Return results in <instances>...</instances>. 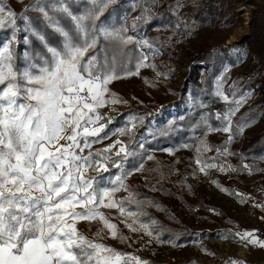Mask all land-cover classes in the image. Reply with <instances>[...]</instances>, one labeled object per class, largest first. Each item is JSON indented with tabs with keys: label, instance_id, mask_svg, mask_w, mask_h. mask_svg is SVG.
<instances>
[{
	"label": "snow or ice",
	"instance_id": "6c2138e0",
	"mask_svg": "<svg viewBox=\"0 0 264 264\" xmlns=\"http://www.w3.org/2000/svg\"><path fill=\"white\" fill-rule=\"evenodd\" d=\"M117 4L118 0H32L18 14L0 0V30L10 33L0 40V264H148L100 239L88 238L76 226L80 221L99 220L112 239L123 242L128 238L100 210L117 209L132 220L131 224L125 220L130 231L142 229L153 236L148 224L133 227L143 213L128 209L131 204L139 209L141 204L125 183L134 172L143 171L142 163L125 167L137 155L135 149L119 139L92 149L93 144L109 138L107 124L100 122L107 119L111 123V117L99 109L123 102L108 86L138 76L141 68H155L141 52L133 70L127 46H152L128 35L126 23L116 27L101 19ZM28 11L40 15L30 18ZM149 19L145 4L133 20V30L137 22ZM18 21L24 22L23 29ZM20 31L25 34L22 54L17 51ZM33 40L39 48L31 47ZM215 95L228 101L219 81ZM245 99L232 101L235 107L216 114L221 127L208 125L202 117L207 131L229 133L226 143H231L232 117ZM129 123L134 127V118ZM247 126H237V132ZM117 131L123 136L131 129ZM209 150L204 140L196 149L198 154ZM224 153L231 154L227 149ZM196 162L201 172L217 167L199 155ZM244 168L251 171L249 165ZM120 191L129 194L117 199L115 194ZM160 235L157 232L154 238L164 243ZM236 235L264 247L252 232ZM96 236L101 237V232Z\"/></svg>",
	"mask_w": 264,
	"mask_h": 264
},
{
	"label": "trees",
	"instance_id": "16d2710c",
	"mask_svg": "<svg viewBox=\"0 0 264 264\" xmlns=\"http://www.w3.org/2000/svg\"><path fill=\"white\" fill-rule=\"evenodd\" d=\"M5 3L19 14L32 0H5ZM145 4L149 8L150 19L146 23L137 22L133 30V20L141 15ZM234 5L233 0H118L110 14L106 13L101 18L116 27L126 23L129 29L127 34L135 40H138L136 34L151 32L148 35L151 45L168 56L170 69L164 65L165 69L183 72L187 83L177 88L168 82L165 73L163 77H158L146 68L140 73L138 82H146L156 95L149 91L138 93L129 85L125 87L134 100L133 104L128 96L120 99L127 109L114 116L111 123L107 122L105 129L109 134L116 132V135L93 146V150L102 149L119 137L135 149L137 155L130 157L125 167L131 169L142 163L143 171L134 172L125 183L141 204L139 209L136 204L128 205V209L143 213L133 227L139 228L141 222L148 224L153 236L146 235L142 229L130 231L126 223L131 224V219L126 220L117 209L108 211L105 208L101 211L128 239L123 242L112 239L99 220L87 221L82 227L81 233L88 238L100 239L102 243L122 253L137 256L148 264H204L191 256L176 262L155 260L146 253L138 251V254L134 250L147 251L148 246L154 250L169 247L179 249L204 238H238L239 224L212 202L209 193L211 187L236 198L248 212L254 209L258 213L264 208V193L253 195L250 185L258 177H264V3L251 19L249 32L244 38L251 53L248 60L239 53L231 52L225 45L237 24L232 13ZM27 15L37 18L40 14L28 11ZM35 22L39 23L38 20ZM18 27L23 29L24 22L18 21ZM9 35V32L0 30V40ZM24 35L23 31L18 33L20 43L17 51L20 54L25 49ZM52 40L57 42L58 37H52ZM31 47L39 48V42L33 40ZM126 51L132 61L130 67L134 70L136 60L141 52H145L135 43L128 45ZM134 77L113 82L129 81ZM218 81L226 84L223 94L228 97L227 102L215 95ZM108 87L111 90L112 87ZM242 96L246 99L232 117L233 139L231 143H226L230 134L208 132L202 117L206 118L208 125L221 127L216 114H223L235 107L232 101ZM188 102H192L190 107L186 105ZM161 105L163 108L175 106L179 111L155 124V115L151 111ZM130 117L134 118V127L128 121ZM243 124L248 126L242 133L237 132V126ZM121 128L131 131L121 136L117 131ZM201 140L206 141L210 150L198 154L196 149ZM140 144H143V148L139 147ZM224 149L231 154H225ZM198 155L202 160L217 165L204 172L210 178V183L201 179L200 165L196 162ZM149 156L152 159H148ZM244 165H249L251 171ZM115 171L112 169V172ZM118 193L117 199L129 194L126 191ZM255 200L258 204L253 206ZM152 221L156 223L152 224ZM97 232H101V237L96 236ZM157 232L161 233L160 240L164 243H158L154 238ZM198 245L202 254L215 256L206 242ZM227 261L229 259L221 260L220 264Z\"/></svg>",
	"mask_w": 264,
	"mask_h": 264
},
{
	"label": "rangeland",
	"instance_id": "374dc122",
	"mask_svg": "<svg viewBox=\"0 0 264 264\" xmlns=\"http://www.w3.org/2000/svg\"><path fill=\"white\" fill-rule=\"evenodd\" d=\"M234 1V9L232 13H234L237 24L235 28L231 31L226 44L227 48L231 52L239 53L241 57L248 60L251 57V53L249 49L247 48L246 42L244 41V38L249 32L250 29V21L255 16V12L259 10L260 6L264 3V0H233ZM249 4L246 8L243 10H236V7H240L243 4ZM151 32H145L142 31L137 35L138 41L146 40L148 41V44L151 45V43L148 40V35ZM152 48L150 49L147 46L140 45V48L145 52V54L148 56L147 63L158 65L157 68H151L147 67V70L151 71L153 74H155L158 77H163L162 74L165 73L167 75L168 82L171 85H174L175 87L179 88L181 84L187 83L186 78L183 74V72H180L179 70H170L168 71L165 69L164 65L170 69L169 63H168V56L161 51L159 48H156L155 46L151 45ZM159 63V64H158ZM162 63V64H161ZM229 68V65L226 66V69ZM146 68H141L140 73L143 72ZM160 73L161 75H158ZM140 79V74L138 76H135L134 79L129 81H123L114 83L112 82L110 86L112 87L110 92L115 93L120 99L128 96L131 103L133 104L134 100L130 97V95L127 94L125 87L132 86L138 93H146V91H149L152 93V95H156L154 90L146 84V82L141 83L138 82ZM226 84L222 85V91H225ZM253 91V90H251ZM187 107H190L192 105V102H188ZM145 109L146 107H142ZM118 109V111H116ZM127 106L123 105L122 103L117 104H109L101 109L99 111L104 114V116L111 117V119L114 116L120 115L122 112L126 111ZM179 111V109L175 106L170 108H163L161 105L158 109L155 111H151L153 115H155L154 123L157 124L158 120H166L169 115L175 114ZM129 119V118H128ZM129 121V120H128ZM107 119L102 120L100 123L107 124ZM149 134L151 133V130L148 131ZM113 137V135L109 134V138ZM108 138V139H109ZM108 139H105L103 141H106ZM121 140L119 137H115L109 144H112L115 140ZM102 141V142H103ZM124 142V141H123ZM107 144V145H109ZM106 145V146H107ZM94 144L92 145L93 149ZM115 151V149L113 150ZM94 174V173H90ZM222 175L225 176V173L222 171ZM201 179L204 182L210 183V178L204 173L201 172ZM250 185H252L251 191L253 195H256L260 192L264 193V177H258L257 179L250 182ZM210 197L212 202L215 205H218L223 209L233 220L237 221L240 227L239 233L244 232H254V231H264V208H261V210L256 213L254 209L251 211H246L243 204L240 203L236 198H233L229 196L228 194L217 190L214 187H211L209 190ZM120 193L116 195V198ZM258 201L255 200L253 203V206L257 205ZM260 205V204H259ZM105 208H101L100 210H104ZM108 211H111L112 209H107ZM87 221H80L77 223V229L79 232L82 231V227L85 225ZM120 223H122V220H120ZM255 238V237H254ZM213 239V240H210ZM230 239V240H229ZM251 239V238H250ZM256 239V238H255ZM229 240V242L232 244L230 248L227 247L226 242ZM213 241V242H211ZM206 242L210 249L215 253V256L211 255H205L202 254L201 249L198 245V243ZM262 242V241H261ZM250 245L249 250L244 249V245ZM245 245V246H246ZM258 245L249 244L247 241H242L239 237L234 239L230 237H223V238H204L199 239L197 243H189L187 247L185 248H179L176 249L174 247L169 248H161V250H154L152 247L148 246L147 251H141L134 250L138 254H145L151 256L153 259L161 260V261H167V262H176L180 259H184L185 257L191 256L195 257L198 260L202 261L204 264H220L221 260L229 259V261L225 262L226 264H230L232 261H237L239 263L245 262V261H257L259 264L260 260H256L254 257L256 253ZM140 251V252H138ZM245 256V257H244ZM255 258L254 260H252ZM224 264V263H223ZM263 264V263H261Z\"/></svg>",
	"mask_w": 264,
	"mask_h": 264
},
{
	"label": "crops",
	"instance_id": "0c3cea01",
	"mask_svg": "<svg viewBox=\"0 0 264 264\" xmlns=\"http://www.w3.org/2000/svg\"><path fill=\"white\" fill-rule=\"evenodd\" d=\"M254 237L259 240V241H262L264 242V231H254ZM254 257L256 258V260H260V263H263L264 264V247H260L259 245L257 246V249H256V253L254 255ZM255 258H253L252 260H254ZM258 263L257 261H245V262H241L239 264H256ZM226 264V263H224Z\"/></svg>",
	"mask_w": 264,
	"mask_h": 264
},
{
	"label": "built area",
	"instance_id": "2783aa9c",
	"mask_svg": "<svg viewBox=\"0 0 264 264\" xmlns=\"http://www.w3.org/2000/svg\"><path fill=\"white\" fill-rule=\"evenodd\" d=\"M249 4H243V5H241L240 7H236V10L237 11H239V10H243V9H247L246 7L248 6ZM116 111H118V109L116 110ZM87 151V150H86ZM210 240H213V239H210ZM230 240V239H229ZM229 240H227V241H225L226 242V245H227V247L228 248H230L231 247V243L229 242ZM211 242H213V241H211ZM246 245V244H245ZM243 246L244 247V249L245 250H249V248H250V245H249V247H248V245H246V246ZM245 257V256H244Z\"/></svg>",
	"mask_w": 264,
	"mask_h": 264
}]
</instances>
